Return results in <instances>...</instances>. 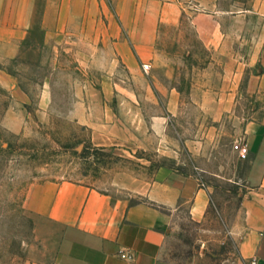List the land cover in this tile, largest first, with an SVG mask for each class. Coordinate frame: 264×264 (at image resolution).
<instances>
[{
    "label": "rangeland",
    "instance_id": "374dc122",
    "mask_svg": "<svg viewBox=\"0 0 264 264\" xmlns=\"http://www.w3.org/2000/svg\"><path fill=\"white\" fill-rule=\"evenodd\" d=\"M182 1L93 0L91 59H76L75 49L63 42L56 50L27 52L25 70L21 63L10 65L19 92L0 86V264L45 259L37 218L26 205L34 185L66 181L108 192L124 180L148 183L160 167L195 176L211 196L203 221H193L186 211L172 219L163 263L247 264L239 239L249 186L246 159L234 144L241 141L236 134L248 113L215 119L200 109V88L209 83L214 66L187 15L159 23L152 57L142 48L149 13ZM102 29L109 30L107 42ZM120 45L137 59L136 68L120 60ZM163 87L179 92L178 111H166ZM23 99L29 104L22 105ZM82 101L88 103L90 126L75 119L74 108ZM11 107L17 110L10 112ZM155 118L161 126L155 127ZM104 119L116 120L114 145L102 140L106 131L98 125ZM19 123L17 133L6 126Z\"/></svg>",
    "mask_w": 264,
    "mask_h": 264
},
{
    "label": "crops",
    "instance_id": "0c3cea01",
    "mask_svg": "<svg viewBox=\"0 0 264 264\" xmlns=\"http://www.w3.org/2000/svg\"><path fill=\"white\" fill-rule=\"evenodd\" d=\"M93 7V0H0L1 88L18 94L10 65L21 63L25 70L30 65L25 55L33 49L56 50L65 42L75 49L76 59H91ZM185 15L213 59L209 83L200 88V109L215 119L248 113L236 134L249 148L245 162L249 193L243 203L239 253L247 264H264V0L167 3L149 13L142 48L153 56L159 23L173 24ZM101 38L108 41V29H102ZM119 50L120 60L136 68L137 59L124 45ZM159 91L166 111H178L179 92L173 87ZM87 111L85 101L74 108L75 119L90 126ZM159 122L155 118V127L161 126ZM6 126L16 133L22 127L21 123ZM98 126L106 131L104 144L114 145L116 120L104 119ZM210 204L209 191L195 176L171 167H160L148 183L124 180L108 192L66 181L37 184L30 189L26 205L37 218V236L46 255L30 264H164L162 250L172 219L186 211L193 221L201 222Z\"/></svg>",
    "mask_w": 264,
    "mask_h": 264
},
{
    "label": "built area",
    "instance_id": "2783aa9c",
    "mask_svg": "<svg viewBox=\"0 0 264 264\" xmlns=\"http://www.w3.org/2000/svg\"><path fill=\"white\" fill-rule=\"evenodd\" d=\"M144 70L148 72L150 70L149 65H144ZM234 150L238 153L239 157L242 159H246L247 155L249 154V148L247 143L243 141H238L234 144ZM254 264V263H252Z\"/></svg>",
    "mask_w": 264,
    "mask_h": 264
}]
</instances>
